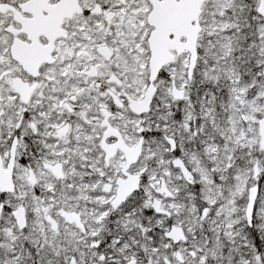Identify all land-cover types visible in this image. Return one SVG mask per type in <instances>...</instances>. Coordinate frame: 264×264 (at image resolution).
<instances>
[{"label": "snow or ice", "instance_id": "1", "mask_svg": "<svg viewBox=\"0 0 264 264\" xmlns=\"http://www.w3.org/2000/svg\"><path fill=\"white\" fill-rule=\"evenodd\" d=\"M0 264H264V0H0Z\"/></svg>", "mask_w": 264, "mask_h": 264}]
</instances>
